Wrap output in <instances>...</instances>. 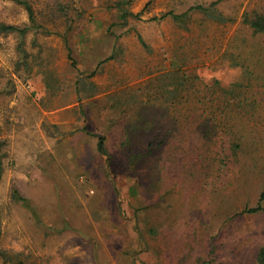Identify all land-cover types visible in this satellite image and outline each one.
<instances>
[{"label":"rangeland","instance_id":"obj_1","mask_svg":"<svg viewBox=\"0 0 264 264\" xmlns=\"http://www.w3.org/2000/svg\"><path fill=\"white\" fill-rule=\"evenodd\" d=\"M27 1L0 0V264H264V0Z\"/></svg>","mask_w":264,"mask_h":264},{"label":"trees","instance_id":"obj_2","mask_svg":"<svg viewBox=\"0 0 264 264\" xmlns=\"http://www.w3.org/2000/svg\"><path fill=\"white\" fill-rule=\"evenodd\" d=\"M17 2H19L20 4L24 5L26 10L28 11L29 13V18L32 22H34V12H33V9L30 5V3L27 1V0H16ZM214 4V3H212ZM202 10L203 12H208L210 8H206V7H203L201 5H197V6H194V7H191L190 10ZM126 14H130V13H124V16ZM171 14V13H170ZM167 14L163 15L166 16ZM172 17L175 19V20H179L180 18L184 17L186 15L185 14H181V15H176V14H171ZM244 22H246L247 24H249V26L254 29L255 31H258V32H264V15H255L254 17H249L248 15H245V19H244ZM0 31L1 32H19L20 34H23L25 33L26 31V28H17L13 25H4V24H0ZM97 150L101 153V154H104L106 151H105V146H104V141H103V137H99V140L97 142ZM1 159H2V153H1V143H0V178H1V174H2V165H1ZM20 198L21 200H23L22 197H18ZM264 198V191L261 193L260 195V200H262ZM262 208L260 207V205H257V207L255 208H252L250 209V211H258V210H261ZM259 261L264 263V255H260L259 256Z\"/></svg>","mask_w":264,"mask_h":264}]
</instances>
